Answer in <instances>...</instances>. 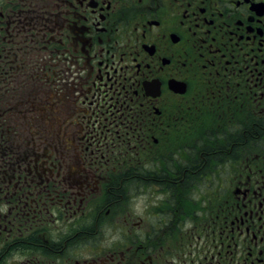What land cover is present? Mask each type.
<instances>
[{"label":"flooded vegetation","instance_id":"1","mask_svg":"<svg viewBox=\"0 0 264 264\" xmlns=\"http://www.w3.org/2000/svg\"><path fill=\"white\" fill-rule=\"evenodd\" d=\"M0 264H264V0H0Z\"/></svg>","mask_w":264,"mask_h":264}]
</instances>
